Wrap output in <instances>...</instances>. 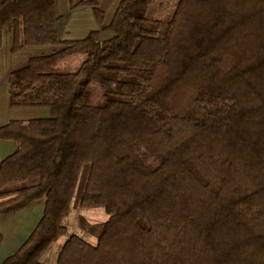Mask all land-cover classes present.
<instances>
[{"label":"trees","instance_id":"16d2710c","mask_svg":"<svg viewBox=\"0 0 264 264\" xmlns=\"http://www.w3.org/2000/svg\"><path fill=\"white\" fill-rule=\"evenodd\" d=\"M155 2L121 0L105 24L100 0H81L104 26L61 40L57 0H0V47L5 31L13 53L59 46L6 79L12 107L52 116L0 126L16 144L0 215L46 198L1 264H46L65 235L56 264H264V0H177L161 18ZM79 53L76 70H55ZM86 164L80 207L110 216L79 220L96 244L64 223Z\"/></svg>","mask_w":264,"mask_h":264},{"label":"rangeland","instance_id":"374dc122","mask_svg":"<svg viewBox=\"0 0 264 264\" xmlns=\"http://www.w3.org/2000/svg\"><path fill=\"white\" fill-rule=\"evenodd\" d=\"M75 1V0H73ZM116 0H101L102 9L107 13V19H111L113 16V9H115L114 3ZM177 0H156L153 5V8L150 12V15L154 18H161L171 13L175 7ZM59 10L58 13L64 16L63 20L68 18L69 10L65 7L63 0H58ZM76 17L73 20H84L83 24L86 25V28L93 27L92 21V8L86 9V12L76 14ZM92 18V19H91ZM81 20V21H83ZM62 22L60 23V25ZM77 24V23H76ZM113 36L112 31L105 32L103 38H109ZM12 37L9 31L4 32L3 43L0 47V121L4 120H28L33 118H43L51 117V111L48 108L37 109L32 107H12L10 105V94H9V85L6 81L7 76L10 72L26 65L28 59L32 56L43 55L51 53V50L46 49L47 46L32 45L25 47L24 49L13 53L11 52ZM51 47V46H49ZM85 58V54L79 53L72 55L56 66L55 70L58 72H70L78 68ZM5 94V97H4ZM191 98V93L188 88H183L177 95H175V101L178 107L185 109L188 106V102ZM2 119V120H1ZM6 123V122H5ZM89 171V164H86L81 172L80 181L77 185V189L74 194L71 214L64 221L65 225L69 228L70 234L74 229L78 233H83V237L92 243H96V236L92 235L85 229H83L79 224V220L84 219L89 223H102L109 219V214L104 207H93V208H81L80 200L83 194L84 185L87 179ZM69 235L61 237L57 243H55L48 250V253L44 255L43 261L46 264H56L57 255L62 247V243L67 240ZM64 244V243H63Z\"/></svg>","mask_w":264,"mask_h":264},{"label":"crops","instance_id":"0c3cea01","mask_svg":"<svg viewBox=\"0 0 264 264\" xmlns=\"http://www.w3.org/2000/svg\"><path fill=\"white\" fill-rule=\"evenodd\" d=\"M80 1L81 0H75V1L63 0L65 7L69 10V13H68V18L66 20H63L64 16L58 13L61 16V18L58 21L56 26H57L58 34L61 40L80 39V38L85 37L90 31L95 30V29H101L104 26V24L102 25L101 23L97 21L93 10H92V13H93L92 18L94 20H90L92 21L93 27L86 28V25L83 24L84 20L82 18L81 20L83 21L73 20L74 18L79 19V17L75 16L76 14H80L81 11L86 12V9L90 8V7H83V6L77 5ZM120 1L121 0L115 1L114 3L115 9H113L112 14H114ZM101 6H102V2L100 0V7ZM58 10H59V4L57 0V12ZM110 20L111 19L109 18L107 19L106 17L105 24L109 23ZM61 22L62 24L60 25ZM58 48L59 46H51V47L47 46L46 49H49L52 52L54 49H58ZM4 97H5V94H4ZM37 109H43V108H37ZM10 121H8L7 119L4 121H0V126L5 125ZM15 150H16V144L14 141L0 140V162L4 160L6 157H8L9 155L13 154ZM45 205H46V198H42V199L32 201L27 206V208L21 212L0 215V232L4 236L3 243L0 247V264L8 256L15 253L18 250V248L28 239V237L31 235V233L33 232V230L35 229V227L41 220L44 214ZM71 209H72V204H71ZM70 214H71V210H70ZM72 233L78 234L80 236L83 235V233H78L76 229H74ZM57 242L58 241H56L55 243ZM96 243H92V244H96Z\"/></svg>","mask_w":264,"mask_h":264}]
</instances>
